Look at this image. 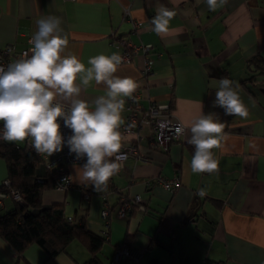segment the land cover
<instances>
[{
  "label": "crops",
  "instance_id": "obj_1",
  "mask_svg": "<svg viewBox=\"0 0 264 264\" xmlns=\"http://www.w3.org/2000/svg\"><path fill=\"white\" fill-rule=\"evenodd\" d=\"M159 4L176 12L163 35L152 31L149 23ZM140 9L143 22L132 15ZM49 15L62 19V34L69 36L66 51L86 67L90 57L119 53L113 38L150 44L152 70L147 76L140 77L141 49L115 75L135 79L142 106L167 105L184 131L163 149L150 142L151 127L143 124L136 142L146 160L130 154L109 180L107 191L91 193L88 199L80 187L88 190L90 184L72 181V188L58 190L49 180L43 188L42 206L62 209L65 217L100 236L106 200L111 209L108 236L101 237L94 254L84 236L73 238L55 256L35 242L17 255L0 237V264H58L57 257L81 264L92 256L95 264H110L121 243L140 252L139 260L125 257L121 264H203L206 259L264 264V0H227L215 11H209L205 0H0V47L12 43L16 50L23 49L28 35L37 31V20ZM134 21L140 23L136 28ZM225 76L240 86L249 110L246 119L226 116L222 108L212 106L218 80ZM104 93L105 86L93 82L81 99L91 103ZM201 105L204 114L215 113L226 122L228 139L212 149L218 173H191L189 168L195 152L188 143L190 126L201 115ZM125 114L124 109L123 123ZM134 138L133 133L122 136V145ZM39 155L37 174L47 177L43 156L50 157ZM84 162L70 164L69 174ZM6 176L7 171L3 180ZM158 176H179L181 184L168 190L155 182ZM201 189L203 196L198 194ZM134 195L145 209L134 206L129 215L118 217L121 196ZM2 206L13 208L12 197H5Z\"/></svg>",
  "mask_w": 264,
  "mask_h": 264
},
{
  "label": "clouds",
  "instance_id": "obj_2",
  "mask_svg": "<svg viewBox=\"0 0 264 264\" xmlns=\"http://www.w3.org/2000/svg\"><path fill=\"white\" fill-rule=\"evenodd\" d=\"M209 11L227 4V0H205ZM144 20L143 9L132 13ZM174 10L159 4L149 20L157 35L167 34ZM37 31L30 40L31 55L0 66V140L24 142L28 140L38 154L48 157L62 152L67 146L75 160L74 183L91 185L93 191L105 192L109 180L123 168L120 162L122 134L119 131L125 99L131 98L140 86L131 77L115 75L123 62L119 53L90 57L87 67L77 55L67 52L69 36L63 33L62 19L49 15L37 20ZM104 85L105 93L94 101L81 99L82 91L92 83ZM239 84L229 78L218 80L213 107H220L226 116L246 119L247 105L239 94ZM67 105V106H66ZM226 122L217 114L201 115L190 126L188 143L195 147L189 164L191 173H218L219 162L212 149L220 148L228 139ZM62 129L70 130L65 137ZM204 195L201 189L198 193ZM58 264H66V257H57ZM70 264V261H67Z\"/></svg>",
  "mask_w": 264,
  "mask_h": 264
},
{
  "label": "built area",
  "instance_id": "obj_3",
  "mask_svg": "<svg viewBox=\"0 0 264 264\" xmlns=\"http://www.w3.org/2000/svg\"><path fill=\"white\" fill-rule=\"evenodd\" d=\"M138 21L133 22L134 28L139 26ZM33 35H28L27 37V46L21 50H16L14 44L7 43L5 46L0 47V66L5 69L10 63L15 62L17 59L23 57L25 53L31 55L30 49L33 46L30 44V40ZM111 43L119 48V54L123 57V62H128L131 60L132 55L138 53L141 49L143 53V65L140 69L141 79L147 76L152 70V59L149 57V51L152 48L150 44L144 45H134L126 37H116L113 38ZM122 62V63H123ZM139 93L135 91L131 98L127 99L125 105L126 114L124 116V123L121 125L119 131L122 136H127L129 133L136 134V138L132 141L127 142L122 145L121 154L124 159L120 161L122 164L126 158L132 154L136 159L145 161L146 158L138 153V145L136 140L140 138L139 131L141 126L145 123L149 124L151 127V134L149 136L150 142L152 144L158 145L159 147L166 149L169 147L171 141L178 139L180 135L183 134L184 126L177 120L173 118V115L170 113V108L167 105L155 104L151 102L146 108L138 100ZM67 106V105H66ZM3 129V123L0 122V131ZM65 137L70 135V130L62 129ZM16 147L22 146L28 149H34L28 140L24 142H14ZM45 167L50 171L53 178V187L58 190H67L72 188L73 182L70 178L68 172V166L73 163H81L84 160H75L74 154H70L68 147L65 146L62 152L56 153L51 156L49 159L44 157ZM155 182L164 188L174 191L181 184L179 176L165 178V177H155ZM3 184L9 186V180L4 179ZM83 192V198L88 199L91 193H94L92 186L90 189L86 190L83 187H80ZM10 196L15 201H21V195L17 189L9 187V191L0 192V205H3L4 198ZM104 198V194H103ZM136 206L139 209L144 210L145 207L141 204V199L139 195H134L132 197L121 196L118 203V208L116 210V215L118 217H125L128 213L133 210V207ZM111 212V209L106 202L103 200V207L101 209V216L104 220L103 228L100 230L102 237L107 238L109 220L108 216ZM68 220L71 219L70 216L67 217ZM125 257H131L134 260H139L140 252L136 249L131 248L126 243H121L117 245L114 249V253L111 259L110 264H121L122 259Z\"/></svg>",
  "mask_w": 264,
  "mask_h": 264
},
{
  "label": "trees",
  "instance_id": "obj_4",
  "mask_svg": "<svg viewBox=\"0 0 264 264\" xmlns=\"http://www.w3.org/2000/svg\"><path fill=\"white\" fill-rule=\"evenodd\" d=\"M254 58L256 59V56ZM0 157L6 160L5 179L10 183L6 186L1 182L0 192H7L9 187H12L19 191L22 198L21 201L14 200L11 209H3L0 205V237L9 247L20 255L28 244L35 242L42 246L49 256H55L63 251L73 238L84 236L94 254L103 241L102 236L89 231L82 224L68 220L62 209L41 205L43 188L49 180L53 185V178L47 168V177L37 174L36 168L42 162L41 156L34 149L16 147L14 142L0 140ZM95 263L96 258L92 256L81 264ZM203 264L217 262L206 259Z\"/></svg>",
  "mask_w": 264,
  "mask_h": 264
},
{
  "label": "rangeland",
  "instance_id": "obj_5",
  "mask_svg": "<svg viewBox=\"0 0 264 264\" xmlns=\"http://www.w3.org/2000/svg\"><path fill=\"white\" fill-rule=\"evenodd\" d=\"M6 171H7L6 160L5 158L0 157V183L2 182L3 178L6 175Z\"/></svg>",
  "mask_w": 264,
  "mask_h": 264
}]
</instances>
